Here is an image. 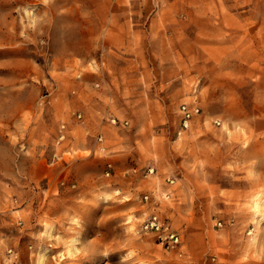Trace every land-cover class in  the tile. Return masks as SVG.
Masks as SVG:
<instances>
[{"label": "rangeland", "instance_id": "1", "mask_svg": "<svg viewBox=\"0 0 264 264\" xmlns=\"http://www.w3.org/2000/svg\"><path fill=\"white\" fill-rule=\"evenodd\" d=\"M0 264H264V0H0Z\"/></svg>", "mask_w": 264, "mask_h": 264}, {"label": "built area", "instance_id": "2", "mask_svg": "<svg viewBox=\"0 0 264 264\" xmlns=\"http://www.w3.org/2000/svg\"><path fill=\"white\" fill-rule=\"evenodd\" d=\"M181 111L183 115V123L187 127L188 121L194 112H198V107L190 108L186 104L181 105ZM153 171V168L150 169ZM148 196L145 195V198ZM142 227L145 231L154 232L157 234L161 241H166L167 245L175 246L179 243V235L171 230L167 224H165L158 214H152L142 223Z\"/></svg>", "mask_w": 264, "mask_h": 264}, {"label": "bare ground", "instance_id": "3", "mask_svg": "<svg viewBox=\"0 0 264 264\" xmlns=\"http://www.w3.org/2000/svg\"><path fill=\"white\" fill-rule=\"evenodd\" d=\"M255 202H256V201H255ZM258 205H259V203L256 204V206H258Z\"/></svg>", "mask_w": 264, "mask_h": 264}]
</instances>
